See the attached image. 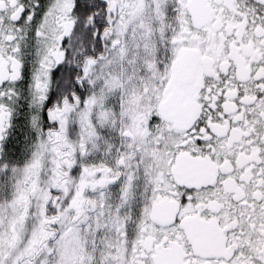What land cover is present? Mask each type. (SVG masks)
Masks as SVG:
<instances>
[{
  "label": "snow or ice",
  "instance_id": "6c2138e0",
  "mask_svg": "<svg viewBox=\"0 0 264 264\" xmlns=\"http://www.w3.org/2000/svg\"><path fill=\"white\" fill-rule=\"evenodd\" d=\"M0 264H264V0H0Z\"/></svg>",
  "mask_w": 264,
  "mask_h": 264
}]
</instances>
